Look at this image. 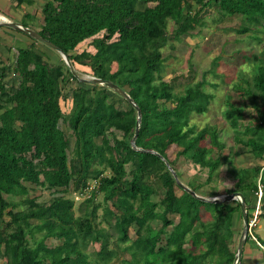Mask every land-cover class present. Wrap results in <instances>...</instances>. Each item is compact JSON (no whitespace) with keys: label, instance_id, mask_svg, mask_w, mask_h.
Segmentation results:
<instances>
[{"label":"trees","instance_id":"1","mask_svg":"<svg viewBox=\"0 0 264 264\" xmlns=\"http://www.w3.org/2000/svg\"><path fill=\"white\" fill-rule=\"evenodd\" d=\"M139 2L142 9L137 8ZM150 3L152 7L147 6ZM203 11L213 13L215 24L241 18L246 23L238 30L241 35L252 26H264V0H49L42 7V22L34 25L36 32L68 57L75 73L63 60L56 65L49 62L36 46L45 45L33 39L27 48L17 49L16 87H6L8 68L0 65V257L4 264H98L87 254L88 247L99 244L97 254L102 256L108 253L111 239L130 255L131 260L120 264L234 263L232 222L239 204H215L191 196L176 184L157 156L177 178L180 175L167 157L171 146L181 149L177 158L209 168V178L221 164L214 158V150H223L216 129L198 130L192 123L193 116L204 114L213 99L204 90V76L182 93L158 77L164 61L162 50L203 24ZM170 22L174 30L168 35ZM22 26L28 27L26 22ZM253 62L255 90L241 88L240 97L255 112L252 123L240 125L244 110L230 98L223 117L234 139L255 157L264 158V51L259 57L254 55ZM79 68L125 91L139 108L135 146L142 151L131 146L135 108L114 93L127 106L119 109L110 102L109 92L114 91L80 81ZM69 82L77 87L71 90V111L64 115L62 85ZM60 122L74 138L71 156ZM207 137L217 145L208 148ZM226 165L237 180L234 192H240L244 202L245 190L257 192L258 175L264 183V171L259 168L238 171L231 163ZM128 174L130 181L125 180ZM151 175L164 192L161 214L151 200ZM93 179L99 181L98 190L84 199L75 215L70 196L80 195ZM27 184L48 191V203L39 204L30 197ZM97 191L105 205L103 220L114 235L96 222ZM256 200L255 194L253 208ZM202 209L209 210L211 219L206 222L201 218ZM171 215L178 217L176 225L168 219ZM156 220L161 226L154 231L151 223ZM131 227L135 228L134 241L128 235ZM49 239L57 244L49 247ZM112 252L117 256V251Z\"/></svg>","mask_w":264,"mask_h":264},{"label":"rangeland","instance_id":"2","mask_svg":"<svg viewBox=\"0 0 264 264\" xmlns=\"http://www.w3.org/2000/svg\"><path fill=\"white\" fill-rule=\"evenodd\" d=\"M39 2L42 1L37 0V7L30 6V9L28 10L29 13H33L34 9H36L37 11L35 12L37 13V18L41 15L39 11L40 7H38L40 6L38 5ZM152 6L153 4L149 5V7ZM20 16L22 17V10L16 11V19L19 20L21 18ZM201 17L203 19V24L198 25L195 31L190 33V36L182 37L178 41H171L162 50L164 61L162 68L158 73V77H161L166 82L172 83L176 93H182L187 85L201 81L204 76V90L211 94L213 99L207 109V113L200 116H193V124L196 125L198 129H202L207 125L215 126L220 132L223 142L226 146H230L233 143V133L223 117V113L227 108V99L230 98L232 103L241 106L246 118H248V114H250V118L252 117V114L255 116V112L250 106H246L245 103L241 101L240 97L243 93L242 89L255 90L253 87V56L256 55L259 57L261 52L264 51V26H252L250 27L251 30L249 32L241 35L238 33V30L242 29L246 23L239 17H233L223 22H219L218 24L213 22V13L210 11H203ZM2 22L3 21L0 20V23ZM31 29L37 31L38 27L32 26ZM173 30L174 25L170 22L167 29L168 35H171ZM1 37L4 41H8L6 44L9 47V52L8 50L5 52L2 50V54H0V63L3 62L8 68L6 71L7 79L5 82L6 87L11 89L14 85L16 87L19 81L18 78L15 77L13 70L16 62V49L22 47L23 42L19 38L15 39V36L7 34H3ZM11 37L14 38V41H11ZM23 41L25 43H30L29 40L24 38ZM36 46L46 55V59L49 62L58 64L60 60H62L57 52L51 51L40 44H36ZM83 46H87L91 49L89 44H84ZM78 73H80V81L86 79L87 82H89L91 77L89 70L79 68ZM75 87H77V83L75 82H69L66 85H62L63 99H61L60 104L64 115H68L71 111V90ZM109 97L110 102L119 109H127L126 103L114 94V92H109ZM247 122L248 120L245 121V123ZM251 123L252 122L250 121L248 124ZM240 125L243 124L240 123ZM59 128L68 137L70 143L69 155L71 156L74 146L71 132L65 123L60 122ZM116 133V136L120 137V133ZM207 146H209V144H207ZM173 152H175V150H172L171 154ZM176 166H178L180 172L185 175L193 170V167L183 159H181ZM248 184H250V180H248ZM90 185L92 186V184ZM259 185L262 186L263 190L264 183L259 182ZM27 187L30 190V197L36 198L39 204L48 203L51 199V195L48 191H42L30 184H27ZM161 194L162 191H158L156 197L154 196L152 198V201L158 203V201L161 200ZM62 195L63 194H58L57 196ZM87 195L88 193L82 192L80 195L74 194L70 196V198L74 200L75 215L80 213L79 207L83 204L84 199H87ZM17 200L18 199H16V201ZM95 204L99 205L96 222L99 223L101 227L106 228L111 235H114V230L106 224L105 220H103V209L105 205L102 202V196L100 194L97 196ZM22 208L23 207L19 208V210ZM156 213H158V208L156 209ZM169 219L172 222L175 218L169 216ZM258 225L261 227L255 228L253 233L257 240H259L258 238L260 237L261 241L259 240V243L264 246V218H260ZM151 226L153 230L156 231L160 228L161 223L159 220H156L151 223ZM168 230H171V226ZM134 231V227H131L128 231L131 241H134L136 238ZM115 241V239H111L109 249L107 250L108 253L102 256L97 254L100 251L99 244L90 245L87 249V254L91 260H95L98 264H120L122 260H131L129 253L126 252V254H124L115 244ZM236 242L235 239L234 245L232 246L233 251L236 250ZM46 244L49 247H52L56 245L57 242L49 239ZM126 245H130V243ZM126 245H121V247L124 248ZM185 248L191 250L187 245ZM113 249L115 252L117 251V256L112 252ZM0 264H4V260L1 257ZM139 264H144V262H140Z\"/></svg>","mask_w":264,"mask_h":264},{"label":"crops","instance_id":"3","mask_svg":"<svg viewBox=\"0 0 264 264\" xmlns=\"http://www.w3.org/2000/svg\"><path fill=\"white\" fill-rule=\"evenodd\" d=\"M41 1L42 2L38 3V5H40L38 7H40L39 11H40L41 15L39 18H37V13L35 12V11H37L36 9H34L33 13L28 12V10L30 9V6L31 7H34V6L37 7V0H23V1L0 0V18H3V20L0 19L1 21H3L2 23H0V54H2V50L5 52L9 49L8 45L6 44V42H8V41H4V39L1 37V36H3V34L15 36V39L19 38L23 42L22 47H19V48H27L30 44L33 43L31 38H29L25 34L21 33L20 31H17L15 29L7 26V24L13 23V24H18V25L22 26V24L26 22L28 27H23V26L22 27L32 30L31 29L32 26L40 24L42 22V12H41L42 7L49 0H41ZM150 4H147V6H149ZM143 7H144V5H142V3L139 2V4L137 5V8L142 9ZM18 10H22V17L20 16L21 18L19 20L16 19V17H15V13ZM23 38L29 40L30 43H25L23 41ZM11 39H12L11 41H14V38L11 37ZM82 48H84V46H82ZM16 51H17V49H16ZM8 52H9V50H8ZM0 65L6 66L3 64V62L0 63ZM54 65H56V64H54ZM207 111L205 113H207ZM252 116H253V114H252ZM249 118H250V114H248V118H246L244 115V118H243V120L240 121V123H242L243 125H249L248 123L250 121L252 122V117L250 119ZM247 120H248V122L245 123V121H247ZM206 127L215 128L217 131V134H219L218 140H219L220 146L223 147V150H221V153L220 152L218 153L217 150L216 151L214 150V158L217 157L221 164L219 165L217 170L213 173V175L209 178V172H210L209 168H207V167L202 168L200 166H194L192 163H190L189 161L185 160L182 157L177 158L176 157L177 152H179L181 149L176 148L175 146H171L167 150V157L170 161H172V163L174 164V168L176 169V171L180 175L179 178H177V180L183 186H185L190 191H192L197 197H201V198H205V199L231 195L233 193L241 194L240 192H234V190H236L235 184H236L237 180H234V178L227 171L226 163L227 162L231 163L238 171H240V170L253 171V170L259 168L260 172H261V171H264V158H257L253 154H251L247 150V148L243 147L242 143L240 144V142H237L234 139V134L232 135V141H233L232 145L226 146V144L223 142V140L221 138L220 132L217 130V128L215 126H208L207 125L204 128H206ZM204 128H202V129H204ZM198 130H201V129H198ZM232 133H233V131H232ZM72 139L74 141V138H72ZM204 143L209 144L208 148H212L211 147L212 145H215V146L217 145V144H212L210 138H208V137L205 139ZM241 148H242V150H241ZM172 150H175V152H173L171 154ZM171 155H172V157H171ZM181 159H183L186 163H188L191 167H193V170L191 172L187 173L186 175L182 174L180 172V169L178 168V166H176V164ZM128 170H129V168H127V171ZM259 179H260V175H258V178L256 180V184H257ZM125 180L126 181L131 180V177L129 174L126 176ZM157 180L158 179L156 177H154L153 175H151L149 180H148L149 184L152 186V188L154 190V194L152 195L151 200L154 196L156 197V194L158 193V191H162L161 200L164 197V192L159 187V183ZM94 181L96 182L97 179L90 180L88 182V184L90 182L94 183ZM188 185H190L194 189V191H196V192L191 190L188 187ZM96 190H98V188L91 191V193H94V191H96ZM231 191H233V192L231 193ZM91 193L90 194L88 193V195H91ZM229 193H231V194H229ZM99 194L100 193L98 192L96 195V199H97V196ZM244 195L246 198L245 203H246L247 218L249 220L252 216V211L254 209L253 205H254V201H255V190L251 189V188L247 189L244 191ZM160 201H158V203H156L157 208H158V214H161L163 211V207L160 204ZM221 202H225V201H220L219 203H221ZM227 203H230L232 206H234L236 203L239 204L237 200H232V201H229ZM208 211L209 210L206 211L205 209L201 210L202 220L207 221L208 217H209V219H211ZM171 216H173L175 218L174 220H172V222L174 225H176L179 221L178 217L176 215H171ZM260 218H264V201L262 202V214H261ZM260 218H259V220H260ZM168 219H169V217H168ZM232 226H233V229L235 230V232H234V239H233V244L231 245V248L234 245V241L236 239V241H237L236 242V250H237L239 239H240L241 234L244 230V223H243V218L241 215V210L234 214ZM257 227L260 228L261 226L258 225ZM258 239L261 241L260 237ZM236 250H234V251L236 252ZM263 263H264V252L255 244L254 241H252L251 239H248L246 237V241H245V244L243 246V252H242L240 264H263Z\"/></svg>","mask_w":264,"mask_h":264},{"label":"water","instance_id":"4","mask_svg":"<svg viewBox=\"0 0 264 264\" xmlns=\"http://www.w3.org/2000/svg\"><path fill=\"white\" fill-rule=\"evenodd\" d=\"M7 26L20 31L21 33L25 34L26 36H28L29 38L42 43L43 45L51 48L52 50H54L55 52H57L62 60L65 62V64L69 67L71 73H75L74 72V68L72 67L71 63L69 62L68 57L59 49L57 48L54 44H52L51 42H49L47 39H44L43 37H41L36 31L30 30L28 28H23L22 26L18 25V24H7ZM82 81H87L86 79H82ZM89 81H92L93 84L96 85H100V86H107L108 88H110L111 90L114 91V93L118 94L121 98H123L125 101H127L130 105H132L137 113V121H136V125H135V132H134V136L131 140V146L134 150H139L136 146H135V141L136 138L138 136V132H139V128H140V122H141V112L139 110V108L133 103V101L131 100V98L125 93V91L119 89L118 87H116L115 85H113L111 82L109 81H103L100 79H96L93 77H90ZM142 151V150H139ZM152 154H154V152H150ZM162 161H164V159L162 157H160L159 155H157ZM165 165L169 168V170L171 171L174 179L176 180V183L179 187H181L184 191H186L187 193H189L191 196L197 198L200 201L203 202H211V203H219L220 201H232V200H237L239 205H240V210H241V215L243 218V223H244V230L241 234V237L239 239L238 242V246H237V250L235 253V259H234V263L233 264H240L241 262V256H242V252H243V246L245 244L246 241V236H247V222H248V218H247V211H246V205L244 202V199L242 197L241 194L239 193H233L231 195H226V196H221V197H214V198H210V199H205V198H201V197H197L192 191H190L188 188H186L185 186H183L176 177V174L171 170V168L169 167L168 163L166 161H164Z\"/></svg>","mask_w":264,"mask_h":264},{"label":"built area","instance_id":"5","mask_svg":"<svg viewBox=\"0 0 264 264\" xmlns=\"http://www.w3.org/2000/svg\"><path fill=\"white\" fill-rule=\"evenodd\" d=\"M260 182V181H259ZM258 182V189L256 194L257 200H256V204L254 206V209L252 211V216L251 218L248 220L247 222V238L251 239L252 241L255 242V244L264 252V246H262L259 241L256 239V237L254 236V229L257 228L258 223H259V218L262 214V197H263V190H262V186L259 185ZM92 184V186L90 185ZM99 186V181L97 180L96 182L94 181V183H89L87 185V188L85 189V191H83L84 193H91V191L97 189ZM90 195H87V197H89ZM264 264V263H263Z\"/></svg>","mask_w":264,"mask_h":264},{"label":"bare ground","instance_id":"6","mask_svg":"<svg viewBox=\"0 0 264 264\" xmlns=\"http://www.w3.org/2000/svg\"><path fill=\"white\" fill-rule=\"evenodd\" d=\"M0 19H2V20H3V18H0Z\"/></svg>","mask_w":264,"mask_h":264}]
</instances>
